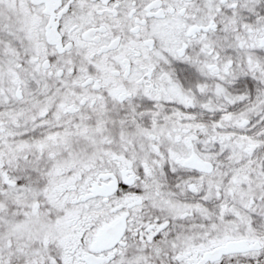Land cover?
Masks as SVG:
<instances>
[{
    "label": "snow or ice",
    "instance_id": "1",
    "mask_svg": "<svg viewBox=\"0 0 264 264\" xmlns=\"http://www.w3.org/2000/svg\"><path fill=\"white\" fill-rule=\"evenodd\" d=\"M0 264H264V0H0Z\"/></svg>",
    "mask_w": 264,
    "mask_h": 264
}]
</instances>
